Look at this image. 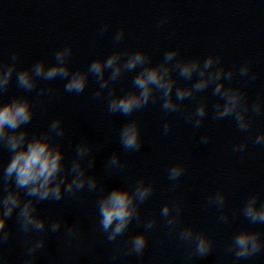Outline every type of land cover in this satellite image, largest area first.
Wrapping results in <instances>:
<instances>
[{"label":"water","instance_id":"obj_1","mask_svg":"<svg viewBox=\"0 0 264 264\" xmlns=\"http://www.w3.org/2000/svg\"><path fill=\"white\" fill-rule=\"evenodd\" d=\"M168 23L155 27L162 17ZM110 25L102 37L96 35L101 24ZM125 29L124 41L117 45L112 40L115 30ZM71 45L73 55L70 67L86 70L96 58H106L114 50L135 51L143 49L160 62L165 51L178 48L184 59L207 55L221 56L226 67L239 66L249 58L252 70L258 78L246 83V78L235 77L234 86L242 87L249 103L264 93V0H0V57L7 60L11 51L20 52L19 67H30L39 59L53 63V52L65 45ZM133 73H126L114 85L117 94H124L132 88ZM107 76V73H106ZM64 80L39 81L37 89L25 93L16 86L15 78L4 101L16 96H27L35 102L32 122L26 127L29 134L47 131L53 119H61L65 135L58 143L65 153V163L75 155V147L82 138L93 144L96 165L90 174L98 177L105 190L113 187H131L139 178L155 185L152 196L141 205L144 218L159 217L165 203L180 199L183 212L180 227L193 226L204 231L214 243L213 251L204 258L188 260L190 246L168 234L160 220L147 233L148 246L142 258L123 255L110 261L112 251L129 236L143 232L144 228L134 221L129 231L116 244H107L99 230L96 201L99 194H80V199L65 198L60 202H41L39 214L48 221L63 218L67 225L79 220L83 229V244L77 248L69 245L61 233L48 237L44 254L35 264H264V252L247 260L235 261L225 255V249L237 231L242 228L264 231V225H250L240 210L247 197L259 193L264 201V147H249L243 158L234 154L233 145L264 132V115L255 116L250 133L237 130L231 119H212V105L218 97L212 96L211 88L194 99L183 102L186 111H192L203 97L209 108L199 129L186 123L179 113L165 115L160 101L149 103L144 109L129 117L107 112L108 99H92L98 84L89 76L85 91L79 95L63 91ZM182 79L178 84H185ZM41 87L55 89V96L37 97ZM136 119L141 125L143 146L140 152H125L119 142V130L123 124ZM166 121L173 124L172 130L164 135L162 126ZM207 134L211 139L207 145L199 143ZM119 153L127 161L123 174L109 176L105 163L112 153ZM10 153L0 152V164L6 165ZM182 162L187 171L177 182L179 187L170 190L166 169ZM0 184V191L4 189ZM222 190L227 195L225 211L231 218L227 224L218 223L219 212L215 208L205 209V200L210 194ZM95 225V230L92 226ZM7 227L13 237L4 248L7 264H23L21 237L17 232L15 214ZM98 258V259H96Z\"/></svg>","mask_w":264,"mask_h":264},{"label":"clouds","instance_id":"obj_2","mask_svg":"<svg viewBox=\"0 0 264 264\" xmlns=\"http://www.w3.org/2000/svg\"><path fill=\"white\" fill-rule=\"evenodd\" d=\"M167 23L168 17L165 16L157 21L155 27L160 29ZM109 28V24H101L96 35L102 37ZM124 39L123 27L112 34V40L117 45ZM72 55L73 48L69 44L53 52L54 62L51 64L46 59H39L30 67H19V51H11L7 60L0 57V152L6 150L10 153L7 164H0V184L5 186L0 191V264H7L4 248L13 237L7 223L14 214L23 246V264H35L38 256L45 252L48 237L61 233L62 228L67 243L79 248L83 244V229L79 220L70 226L63 218L48 221L39 214L38 205L45 201L60 202L65 196L80 199V194L85 191L99 194L96 209L99 230L105 243L116 244L134 221L144 228L143 232L129 236L124 241L123 250L117 245L111 253V262L117 261L122 251L125 256L142 258L148 246L147 233L160 220L167 227L169 235L175 234L178 241L190 246L188 260L208 256L213 251V240L193 226L180 227V216L184 210L180 199L165 203L159 211V217L144 218L141 205L154 193V183L139 178L131 187L116 186L106 191L98 177L90 174L96 165L92 143L82 138L75 147L74 157L66 164L61 144L56 142L65 135L62 120L53 119L47 131L30 135L26 126L32 122L34 109L41 101L37 99L33 102L23 95L4 101L3 96L13 78L16 86L25 93L37 89L41 80L59 78L65 81L64 92L79 95L85 91L91 75L98 84L92 99L104 97L107 90V112L110 115L129 117L159 100L165 115L179 113L186 123L199 129L209 114L206 100L201 97L200 103L192 111H186L183 102L211 88L212 96L218 97L212 105V119H231L239 132L248 134L253 128L254 117L264 115V93L249 103L245 90L234 86L232 81L237 76L246 78V83L258 78L252 70V59L245 60L239 66L226 67L219 55L210 53L203 60L199 57L184 59L178 48H170L164 52L160 62L153 64L150 54L143 49L122 51L117 48L106 58L94 59L86 70H73L69 64ZM133 72L132 88L122 95L117 94L115 83L126 73ZM180 79L186 83L178 84ZM55 94V89L41 87L37 97L47 95L52 98ZM172 128V122L166 121L162 126L163 134L167 135ZM210 139L207 134L202 135L199 143L207 145ZM249 139L253 145L264 147V132L236 143L232 151L240 154L241 159L248 150ZM119 142L125 152L141 151L143 140L138 120L131 119L123 124L119 130ZM104 168L111 176L125 173L128 164L119 153L114 152L108 157ZM186 171L187 167L182 162L166 169L171 182L170 190L175 191L179 187L177 182ZM226 201V193L217 190L207 197L204 204L205 209L215 208L219 212L217 221L221 224L235 219V215L230 218L226 213ZM240 212L250 225H264V201L259 193L250 194ZM92 230H95V225ZM262 252L264 231L248 228L234 233L225 249V255L232 256L235 261L247 260Z\"/></svg>","mask_w":264,"mask_h":264}]
</instances>
